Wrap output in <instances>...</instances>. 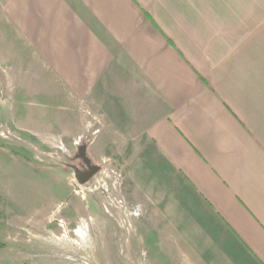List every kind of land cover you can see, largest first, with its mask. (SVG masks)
<instances>
[{
	"label": "crops",
	"instance_id": "1",
	"mask_svg": "<svg viewBox=\"0 0 264 264\" xmlns=\"http://www.w3.org/2000/svg\"><path fill=\"white\" fill-rule=\"evenodd\" d=\"M0 19L8 62L30 71L17 83L0 70V100L59 97L68 114L51 127L67 143L89 111L92 146L136 153L124 213L139 242L121 255L264 264V0H1ZM12 158L0 145L6 209Z\"/></svg>",
	"mask_w": 264,
	"mask_h": 264
},
{
	"label": "rangeland",
	"instance_id": "2",
	"mask_svg": "<svg viewBox=\"0 0 264 264\" xmlns=\"http://www.w3.org/2000/svg\"><path fill=\"white\" fill-rule=\"evenodd\" d=\"M11 36V26L0 19L1 79L8 80L9 73L8 81H28L30 71L15 70L6 57L15 42L8 39ZM5 93L1 94L5 101L0 100V145L13 158L1 176L9 183L4 195H10L11 209H6L0 197V264H145L134 252L121 255L130 241L139 242L134 222L130 232L131 221L124 213L127 204L135 208L131 195L136 187L130 165L136 153L92 146L102 122L89 111L85 113L90 130L75 147L51 127L57 125V117L68 114L62 111L59 97H28L15 105L9 101L7 89ZM18 153L30 162H21ZM86 159L100 171L89 183L80 185L77 176ZM6 222L8 228L4 230ZM148 258L144 260L157 264Z\"/></svg>",
	"mask_w": 264,
	"mask_h": 264
},
{
	"label": "water",
	"instance_id": "3",
	"mask_svg": "<svg viewBox=\"0 0 264 264\" xmlns=\"http://www.w3.org/2000/svg\"><path fill=\"white\" fill-rule=\"evenodd\" d=\"M88 164L90 168L89 172L83 174L82 176H77L80 185H86L99 172L98 167L96 166L92 167L90 162H88Z\"/></svg>",
	"mask_w": 264,
	"mask_h": 264
},
{
	"label": "flooded vegetation",
	"instance_id": "4",
	"mask_svg": "<svg viewBox=\"0 0 264 264\" xmlns=\"http://www.w3.org/2000/svg\"><path fill=\"white\" fill-rule=\"evenodd\" d=\"M84 160H85V159H84ZM88 162H89V161L86 159L85 167H84L83 170L80 172V175H79V176H82L83 174H86V173L89 172L90 168H89V164H88ZM91 166L93 167L92 164H91ZM99 171H100V170H99ZM97 174H98V173H97ZM97 174H96V175H97ZM96 175H95V176H96ZM95 176H94V177H95ZM94 177H93V178H94ZM93 178H92V179H93ZM92 179H91V180H92ZM91 180H90V181H91ZM90 181H89V182H90ZM89 182H88V183H89Z\"/></svg>",
	"mask_w": 264,
	"mask_h": 264
},
{
	"label": "built area",
	"instance_id": "5",
	"mask_svg": "<svg viewBox=\"0 0 264 264\" xmlns=\"http://www.w3.org/2000/svg\"><path fill=\"white\" fill-rule=\"evenodd\" d=\"M88 114V113H87ZM90 115V114H89Z\"/></svg>",
	"mask_w": 264,
	"mask_h": 264
}]
</instances>
